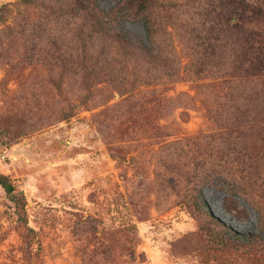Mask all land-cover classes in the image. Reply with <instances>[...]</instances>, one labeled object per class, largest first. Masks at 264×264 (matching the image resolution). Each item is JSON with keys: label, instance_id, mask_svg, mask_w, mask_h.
Returning <instances> with one entry per match:
<instances>
[{"label": "rangeland", "instance_id": "obj_1", "mask_svg": "<svg viewBox=\"0 0 264 264\" xmlns=\"http://www.w3.org/2000/svg\"><path fill=\"white\" fill-rule=\"evenodd\" d=\"M263 29L264 0H0V264H264Z\"/></svg>", "mask_w": 264, "mask_h": 264}, {"label": "trees", "instance_id": "obj_2", "mask_svg": "<svg viewBox=\"0 0 264 264\" xmlns=\"http://www.w3.org/2000/svg\"><path fill=\"white\" fill-rule=\"evenodd\" d=\"M155 0H131V3L138 7L139 9L147 8L148 4L154 2ZM143 26L147 28V38L152 34L150 32V25H148V18L142 17L141 19ZM119 34L120 42L124 43L126 47H131L133 45H137L138 47H146L148 44V39L143 38L138 35H133L129 32H122ZM260 39H253L254 43L252 44L253 52L249 50L247 54L243 56V63L246 65L247 72H261L264 70V29L260 32ZM258 43V44H257ZM256 46V47H253ZM0 184L5 189L6 193L11 197V199H15V190L16 188L11 183L8 176L0 174ZM233 234L238 236V239H246L250 236V234H241L240 232L234 231Z\"/></svg>", "mask_w": 264, "mask_h": 264}]
</instances>
